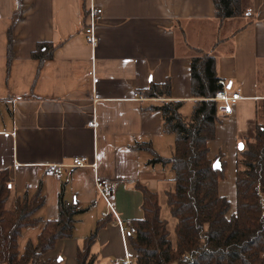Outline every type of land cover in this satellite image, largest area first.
Segmentation results:
<instances>
[{
	"label": "crops",
	"instance_id": "obj_1",
	"mask_svg": "<svg viewBox=\"0 0 264 264\" xmlns=\"http://www.w3.org/2000/svg\"><path fill=\"white\" fill-rule=\"evenodd\" d=\"M93 7L102 9L95 48L85 33ZM241 7L242 17L221 22L213 0H0V171L12 179L8 208L41 182L46 194L42 221L18 239L20 255L29 243L38 244L47 221L58 219L63 199L80 211L74 234L43 260L77 264L84 240L109 213L114 221L92 247L96 264L133 263L135 252L98 194L96 179L115 183L111 202L125 226L144 217L139 186L167 205L172 171L152 161L173 157L175 137L163 132L160 112L145 110L156 99L143 93L151 83L170 81L173 100L192 101L196 51L216 57L229 94L241 90L232 112L220 113L209 143V157L220 156L226 165L219 193L230 201V215L236 213L239 145L264 125L258 111L264 100V0H242ZM40 43L59 48L39 71L32 53ZM75 158L96 167L66 168L61 177L49 173V165H70Z\"/></svg>",
	"mask_w": 264,
	"mask_h": 264
},
{
	"label": "trees",
	"instance_id": "obj_2",
	"mask_svg": "<svg viewBox=\"0 0 264 264\" xmlns=\"http://www.w3.org/2000/svg\"><path fill=\"white\" fill-rule=\"evenodd\" d=\"M213 1L221 22L244 15L242 0ZM11 37L10 33L8 71L13 59ZM58 48L49 43L37 46L32 58L39 62V71L55 57ZM191 76L192 101L173 100L170 81L151 83L143 93L156 99L145 110L160 112L163 132L175 137L173 157H157L152 163L169 165L172 171L175 186L167 193V206L176 224L173 239L168 221L162 219L158 194L139 186L144 217L125 226L128 243L135 252L132 264H264V125H257L254 138L245 140L239 152L236 213L230 215L231 203L219 193L220 182L226 179V165L220 156L209 157V143L216 139L221 121V103L215 98L223 88L216 57L196 51ZM258 111L264 114V100ZM215 162L220 163L219 170L214 169ZM11 185L10 172L0 171V264H62L60 259L45 261L42 257L59 241L73 237L80 211L61 199L58 219L47 221L38 244L29 243L20 255L18 239L23 229L42 221L46 194L41 182L35 191L18 195L9 209ZM112 221L108 217L98 222L79 249L77 264H96L92 247L99 231Z\"/></svg>",
	"mask_w": 264,
	"mask_h": 264
},
{
	"label": "built area",
	"instance_id": "obj_3",
	"mask_svg": "<svg viewBox=\"0 0 264 264\" xmlns=\"http://www.w3.org/2000/svg\"><path fill=\"white\" fill-rule=\"evenodd\" d=\"M102 14V9H95L94 7L91 8L89 12V26L86 29V39L88 43L92 47H96L97 45V37L95 35V24L97 21V17ZM219 84L222 86V90H220L216 94L215 100L221 103V106L219 107V112L220 113H226L230 114L231 111V106L230 104H235L239 100L242 99L241 96V90H237L236 92H233L229 94V89H228V83L224 80H219ZM136 96V95H135ZM95 122L92 121L90 122V126H94ZM83 167H96L95 163H90L87 158H75L73 162L70 165H56V164H51L48 166V171L50 174L56 176V177H61L66 168H71V169H76V168H83ZM96 189L100 197L106 202L107 207L109 208V212L113 215V217L116 219L117 223L119 224L122 232L126 235V230H125V224L120 221V219L117 218L116 211L114 209V206L111 202V198L114 195L116 186L114 182H110L108 180H103V179H96ZM103 218H108L109 213H103ZM130 224V223H129ZM128 224V225H129ZM127 239V236H126ZM125 264H132L129 260Z\"/></svg>",
	"mask_w": 264,
	"mask_h": 264
},
{
	"label": "rangeland",
	"instance_id": "obj_4",
	"mask_svg": "<svg viewBox=\"0 0 264 264\" xmlns=\"http://www.w3.org/2000/svg\"><path fill=\"white\" fill-rule=\"evenodd\" d=\"M233 214H235V213H233ZM161 216H162L163 219L167 220L168 223L170 224L169 228L172 231V238H175L174 228H173V226L175 224V220L171 217L169 208L165 204H162V206H161Z\"/></svg>",
	"mask_w": 264,
	"mask_h": 264
},
{
	"label": "water",
	"instance_id": "obj_5",
	"mask_svg": "<svg viewBox=\"0 0 264 264\" xmlns=\"http://www.w3.org/2000/svg\"><path fill=\"white\" fill-rule=\"evenodd\" d=\"M244 149V144H240L239 145V150L240 151H242ZM221 168V165H220V163L219 162H215V164H214V169L215 170H219Z\"/></svg>",
	"mask_w": 264,
	"mask_h": 264
}]
</instances>
